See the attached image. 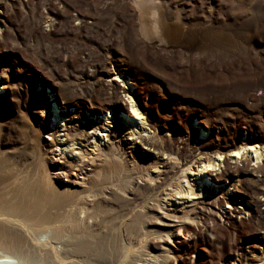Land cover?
Returning <instances> with one entry per match:
<instances>
[{
    "label": "rangeland",
    "instance_id": "rangeland-1",
    "mask_svg": "<svg viewBox=\"0 0 264 264\" xmlns=\"http://www.w3.org/2000/svg\"><path fill=\"white\" fill-rule=\"evenodd\" d=\"M142 1L184 18L191 27L186 42L194 46L164 47L148 39L143 17L126 0H0V212L52 211L34 132L40 131L53 180L62 166L70 175L103 171V158L78 169L97 154L100 139L103 148L112 144L126 153L124 172L139 179L138 165L164 181V165L161 173L149 167L159 151L130 155L145 137L163 148L160 162L192 155L193 172L216 153L224 157L202 175L204 186L190 178L194 200L185 192L161 196L182 171L168 175L171 181L158 192L166 224L148 227L159 230L150 244L166 243L164 250H148L163 264H264V0ZM108 102L119 106L109 109ZM91 123L99 128L67 137ZM245 144L259 148L263 159L233 160L232 151ZM144 192L148 196L138 195L135 205L152 204ZM182 222L187 231L179 236ZM134 230L122 231L137 246Z\"/></svg>",
    "mask_w": 264,
    "mask_h": 264
},
{
    "label": "bare ground",
    "instance_id": "bare-ground-1",
    "mask_svg": "<svg viewBox=\"0 0 264 264\" xmlns=\"http://www.w3.org/2000/svg\"><path fill=\"white\" fill-rule=\"evenodd\" d=\"M126 3L134 8L137 16L143 17V24L140 28L145 29L148 39L158 40L159 44L164 47L183 45L186 48L182 46L181 48L191 49L194 46V44L186 42L189 33L184 24V18L179 15H176V17L167 15L158 3L142 0H126ZM171 20H175V22L170 23ZM200 32L201 29L199 31L194 29L195 34ZM105 106L112 109L118 107L119 104L108 102ZM35 118L46 119L44 115L40 114H36ZM55 123H57L56 119L50 122L52 129H54ZM93 126H95L93 123L87 127L81 126V128L79 127L81 131H79V128H74L71 133H67V137L73 141L79 138L85 130L99 128L97 125ZM101 128L104 129L105 126ZM42 129L44 130V128ZM39 132L33 133L32 138L35 143L33 148L37 149L40 156L39 165H41L42 170L39 177L42 179L43 186L50 188V190L48 189L50 200L46 203V206L50 205L49 209L52 211L47 210L48 208L45 209L44 204L45 207L43 208L47 213L46 215L42 214V216H31L33 213H30V215H25V213L21 216L15 214V210H5V213L0 212V264H134L137 262L163 264L165 262L164 258L162 259L157 254L154 255L153 251L148 250L149 248L164 250V245L161 243H166V241L163 240L162 242L161 240L159 247L157 246L159 243L150 244L151 242H148L150 237L159 234V230H149L148 227L157 228L159 222L166 224V221L160 218L164 216V213L161 215V212H159L165 209L162 208V200L158 193L164 185L163 182L166 183L170 180L168 178L170 173L181 169V175L176 178L174 184L172 183L169 186L170 190H164L166 194L161 196L174 197L176 194L185 192L188 199L194 200L198 192L194 191L190 178L197 176L200 179V186H204L206 179L202 175L210 171L212 167L218 166V163H221L224 159L223 155L216 153L214 158H208L207 163L198 166L197 172H193V165H190L191 159H193L192 155L185 156L182 162H180V156L174 162L170 159L160 162L157 157L163 148L152 145L148 138L143 137L141 138V146L137 148L135 154H130L131 157L148 158L152 150L154 152L159 151L156 153L153 164L149 167L159 169L161 173L159 166L164 165L163 176L165 180H161L162 174L153 175L148 169L138 165L137 168L141 169V171L139 170L141 177L135 179L132 171H129V174L128 171L127 173L124 172L126 153L112 144H106V148H103L102 145L97 143L100 139H97L96 148L94 149L97 154L88 163L82 161L78 165L80 167L78 169L81 172L89 166L96 167L97 159L103 158V161L107 164L103 171L97 174L94 173L95 171H91L94 173V177H90V172L83 175L77 171L74 172L75 175H70L69 172L66 173L67 166H62L58 167V170L62 173L55 176L53 180L48 175L49 166L43 157L41 147H39L41 140ZM86 137L90 138L89 136ZM144 146H147V149ZM61 148L58 147L59 155L62 152ZM245 155H249L255 161L262 158L259 148L247 144L234 149L230 157L239 162ZM80 175H83L81 180L79 179ZM64 177L67 178L66 181L62 180ZM143 178H147L146 183L142 182ZM90 179H92L91 182H89ZM184 183L187 186H183ZM78 186L81 189H78ZM144 191L150 193L152 201L151 197L147 198H150L152 204L138 203V205H135L137 204L135 202L138 201V195L143 197L147 195H144ZM143 197L142 199H144ZM128 214L131 215L129 219L126 218ZM185 219H189V217H185ZM184 222L178 227L179 236L187 231ZM123 228L126 235L131 229L138 230V232L136 231L138 234L137 246L131 240L126 239V235L122 231ZM159 238L163 239L164 237L160 234Z\"/></svg>",
    "mask_w": 264,
    "mask_h": 264
},
{
    "label": "water",
    "instance_id": "water-1",
    "mask_svg": "<svg viewBox=\"0 0 264 264\" xmlns=\"http://www.w3.org/2000/svg\"><path fill=\"white\" fill-rule=\"evenodd\" d=\"M186 28H189V29H187V31H188V33H189V32L191 33V27H190L189 25H186ZM179 46L184 47L183 45H179Z\"/></svg>",
    "mask_w": 264,
    "mask_h": 264
}]
</instances>
